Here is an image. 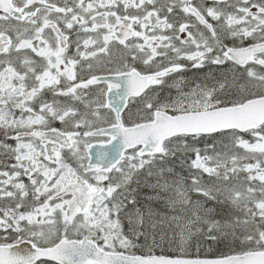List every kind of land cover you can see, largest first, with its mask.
<instances>
[{
	"label": "snow or ice",
	"instance_id": "6c2138e0",
	"mask_svg": "<svg viewBox=\"0 0 264 264\" xmlns=\"http://www.w3.org/2000/svg\"><path fill=\"white\" fill-rule=\"evenodd\" d=\"M0 264H264V0H0Z\"/></svg>",
	"mask_w": 264,
	"mask_h": 264
},
{
	"label": "flooded vegetation",
	"instance_id": "af4514ba",
	"mask_svg": "<svg viewBox=\"0 0 264 264\" xmlns=\"http://www.w3.org/2000/svg\"><path fill=\"white\" fill-rule=\"evenodd\" d=\"M189 75H191V72H189Z\"/></svg>",
	"mask_w": 264,
	"mask_h": 264
}]
</instances>
